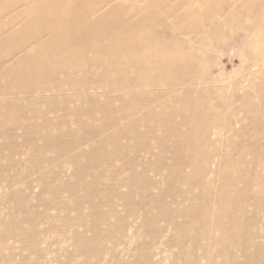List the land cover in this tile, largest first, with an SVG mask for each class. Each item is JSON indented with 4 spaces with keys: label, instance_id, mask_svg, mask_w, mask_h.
Here are the masks:
<instances>
[{
    "label": "rangeland",
    "instance_id": "obj_1",
    "mask_svg": "<svg viewBox=\"0 0 264 264\" xmlns=\"http://www.w3.org/2000/svg\"><path fill=\"white\" fill-rule=\"evenodd\" d=\"M245 1L224 2L261 23L264 0ZM226 44L191 46L190 88L141 94L164 124L127 107L105 113L111 96L99 92L71 105L68 95L0 99V264H264V45L252 58ZM175 109L192 126H177ZM127 115L137 126L122 132L144 138L112 141Z\"/></svg>",
    "mask_w": 264,
    "mask_h": 264
},
{
    "label": "bare ground",
    "instance_id": "obj_2",
    "mask_svg": "<svg viewBox=\"0 0 264 264\" xmlns=\"http://www.w3.org/2000/svg\"><path fill=\"white\" fill-rule=\"evenodd\" d=\"M164 1L150 0L144 10L128 7L124 11L127 0H0V99L68 95L71 99L64 105H71L89 102V95L99 92L100 96L119 98L109 97L101 103L105 113L112 108L126 112L127 107L142 112L139 122L152 117L154 124H164L160 112L150 114L152 98L141 94L190 88L199 75L193 69L191 46L207 44L222 49L230 42L253 58V49L264 45V19L253 23L249 12L234 9L225 0H219L220 4L218 0L195 3L179 15L156 12L157 4ZM252 1L245 3L251 5ZM259 8L264 9V1ZM189 14L190 20L182 22V16ZM259 61L264 63V58H256ZM179 110L172 113L179 117L175 124L191 125L190 118ZM124 117L126 124L119 125L120 132H108L107 137L115 141L144 138L143 133L122 132L137 126L133 117ZM153 138L161 140L156 135Z\"/></svg>",
    "mask_w": 264,
    "mask_h": 264
}]
</instances>
